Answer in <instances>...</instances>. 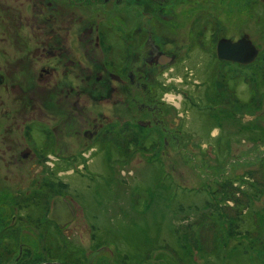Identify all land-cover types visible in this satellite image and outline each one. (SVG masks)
<instances>
[{"label": "flooded vegetation", "instance_id": "af4514ba", "mask_svg": "<svg viewBox=\"0 0 264 264\" xmlns=\"http://www.w3.org/2000/svg\"><path fill=\"white\" fill-rule=\"evenodd\" d=\"M177 1L0 0V40L6 45L0 47V151L9 172L0 171V216L14 218L0 224V264H79L70 251L77 247L75 240L85 256L99 242L97 248L105 249L100 254L109 257L110 247L90 231L88 246L66 233L76 220L87 223L73 195L91 189L101 193L105 186L107 199L119 210L116 155H131L133 145L144 153L157 152L159 139H165L160 128L177 145L193 147L197 133L177 111L181 106L163 101L162 86L168 84L160 81L178 63L176 50L165 44L170 26H161L171 16L169 3ZM185 68L191 79L193 70ZM11 90L10 102L4 101L2 91ZM83 97L92 101L90 114ZM139 107L144 109L135 115ZM117 121L125 123L126 132H117ZM128 121L145 131L137 143L129 141ZM87 150L89 156L99 155L97 170L79 164ZM45 157L52 162L49 170ZM26 163L37 165L38 172L27 180L12 174ZM95 176L102 180L96 182ZM54 196L62 197L73 213L63 229L48 217ZM65 252L74 261L65 260Z\"/></svg>", "mask_w": 264, "mask_h": 264}, {"label": "rangeland", "instance_id": "374dc122", "mask_svg": "<svg viewBox=\"0 0 264 264\" xmlns=\"http://www.w3.org/2000/svg\"><path fill=\"white\" fill-rule=\"evenodd\" d=\"M178 1L169 3L171 16L161 23L164 29L170 26L167 37H171L165 44L176 50L178 61L167 70L168 76L161 74V83L168 84L165 89L161 85L162 98L168 106H181L177 111L196 131L197 143L177 145L172 134L160 128L165 139H159L157 152L144 153L133 145L131 155H116L114 171L122 186L119 210L107 199L108 187L101 193L91 189L74 194L87 223L76 220L66 233L88 246L90 231L110 251L140 255L148 248L153 253L161 250L172 258L166 264H264V0ZM246 34L258 49L253 64L217 58L219 39L235 41ZM0 47H6L2 40ZM185 66L194 72L191 79ZM187 80L189 84H184ZM12 95V90L1 94L7 102ZM84 101L90 114L92 101ZM142 109L133 111L137 115ZM131 128L128 121L129 141L137 143L145 131ZM116 130L126 132L125 123L117 121ZM86 140L87 148L91 147L90 139ZM88 152L79 164L97 170L94 164L100 163L99 155L92 157ZM3 156L0 151L1 175L9 173L2 166ZM43 161L49 170L52 162L46 157ZM23 168L12 174L21 173L27 180L29 173L39 170L29 163ZM95 177L96 182L102 180ZM11 218L0 216V224L11 223ZM176 230L183 241L180 245L190 251L187 261L174 255ZM104 250L98 247L94 256Z\"/></svg>", "mask_w": 264, "mask_h": 264}, {"label": "trees", "instance_id": "16d2710c", "mask_svg": "<svg viewBox=\"0 0 264 264\" xmlns=\"http://www.w3.org/2000/svg\"><path fill=\"white\" fill-rule=\"evenodd\" d=\"M253 64V63H251ZM249 64V65H251ZM189 224V223H188ZM174 237H175V241H176V246H172L174 248L173 252L174 255L177 254V258L178 259H183L184 261H187L189 259V252L186 249L185 246L180 245V241L181 237H180V232L173 231ZM97 241V240H96ZM183 242V241H182ZM98 243L96 244V246H93L95 249L94 251H92L89 255L85 256L84 255V250L81 247H75L73 248L74 251H72V249H70V251L72 252V256L74 255V257L76 256L77 260L79 261V264H166L167 262H171L172 258H166L165 254L161 251L158 250L157 252H154L150 250V248H148L147 250L143 251V253H139L138 254H128L122 251H111L110 253H112V255L109 253V257L103 255V254H99L97 257H95V253L97 252L98 248ZM104 248V247H103ZM101 249V247H100ZM179 251L180 254L177 252ZM65 260H69V262L74 261V259H70L67 257V254L64 256ZM154 257V260L152 261ZM176 259V257L174 258ZM169 260V261H168ZM174 261V260H173ZM66 264H68V262L66 261Z\"/></svg>", "mask_w": 264, "mask_h": 264}, {"label": "water", "instance_id": "95a60500", "mask_svg": "<svg viewBox=\"0 0 264 264\" xmlns=\"http://www.w3.org/2000/svg\"><path fill=\"white\" fill-rule=\"evenodd\" d=\"M215 47L217 58L235 63L238 62L243 65L253 62L258 53V49L252 44L247 34L235 39V41L227 37L221 38L217 41ZM48 217L60 226H63L65 222L73 218V213L67 207L65 201L62 200V197L57 196L53 199Z\"/></svg>", "mask_w": 264, "mask_h": 264}, {"label": "bare ground", "instance_id": "6f19581e", "mask_svg": "<svg viewBox=\"0 0 264 264\" xmlns=\"http://www.w3.org/2000/svg\"><path fill=\"white\" fill-rule=\"evenodd\" d=\"M55 198L57 197V196H54ZM51 220H53V219H51ZM54 221V220H53ZM55 222V221H54ZM56 223V222H55ZM57 226L59 227V228H61V229H63V227L65 226V225H63V226H60L58 223H57ZM72 245L75 247V246H77V247H79V245H78V242L75 240L74 242H72ZM111 255H112V253H111ZM56 264H58V262L56 263Z\"/></svg>", "mask_w": 264, "mask_h": 264}]
</instances>
